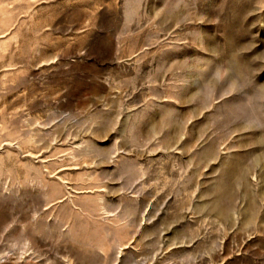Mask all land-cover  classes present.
Here are the masks:
<instances>
[{
  "label": "rangeland",
  "instance_id": "obj_1",
  "mask_svg": "<svg viewBox=\"0 0 264 264\" xmlns=\"http://www.w3.org/2000/svg\"><path fill=\"white\" fill-rule=\"evenodd\" d=\"M0 264H264V0H0Z\"/></svg>",
  "mask_w": 264,
  "mask_h": 264
}]
</instances>
